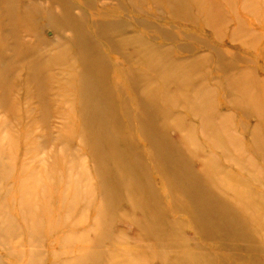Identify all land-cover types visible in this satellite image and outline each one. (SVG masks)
I'll use <instances>...</instances> for the list:
<instances>
[{
  "label": "rangeland",
  "instance_id": "374dc122",
  "mask_svg": "<svg viewBox=\"0 0 264 264\" xmlns=\"http://www.w3.org/2000/svg\"><path fill=\"white\" fill-rule=\"evenodd\" d=\"M0 264H264V0H0Z\"/></svg>",
  "mask_w": 264,
  "mask_h": 264
},
{
  "label": "bare ground",
  "instance_id": "6f19581e",
  "mask_svg": "<svg viewBox=\"0 0 264 264\" xmlns=\"http://www.w3.org/2000/svg\"><path fill=\"white\" fill-rule=\"evenodd\" d=\"M26 15H22V16H20V17H16L15 16V18L13 17V19L14 20H18V21H21V22H25L26 21ZM81 32H82V29H81ZM81 36V35H80ZM91 54H94V53H90V50H86V58H85V60H86V62H85V64L86 65H89L90 67L93 65L94 67H95V64H96V69H95V71H94V74H92V73H85L84 75H83V77H82V79H83V81L85 80V79H87L85 82H84V84H81L80 85V88H88L89 87V85H91V86H93V85H95V83L94 82H96V80L97 81H99V80H101L102 81V79H103V77L104 76H107V74H108V69H106V67H105V64H104V62L103 61H101V60H98L97 62H91V60H89L90 59V57H92V55ZM92 63V64H91ZM87 77V78H86ZM133 79V78H132ZM126 82H127V80H125ZM90 83V84H89ZM100 83V82H99ZM125 90V92H124V94L122 95V97H123V99L125 100V102H129V100H131V102H132V99L134 98V95H133V90H132V88L131 89H124ZM154 92L156 93V90L155 89H152L151 91H149V95H153L154 94ZM95 96V98L97 99V100H99V99H101L102 97H105V96H107V94L106 93H103V94H96V95H94ZM93 96V97H94ZM111 105L114 107V111L116 112V118H114V121L116 122L119 118H120V116L121 115H119V112H120V106H119V103L116 101V100H114V99H111ZM121 112H124V110H121Z\"/></svg>",
  "mask_w": 264,
  "mask_h": 264
}]
</instances>
